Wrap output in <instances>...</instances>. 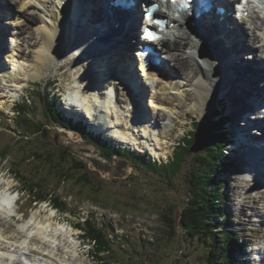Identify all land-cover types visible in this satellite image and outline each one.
<instances>
[{
	"label": "rangeland",
	"instance_id": "rangeland-1",
	"mask_svg": "<svg viewBox=\"0 0 264 264\" xmlns=\"http://www.w3.org/2000/svg\"><path fill=\"white\" fill-rule=\"evenodd\" d=\"M3 1L8 5L15 4L13 0ZM52 1L47 0L42 4L35 5L24 17L19 16L18 7L10 15L4 16L6 12L0 13V20L4 16V22L0 23V26L9 28L3 38L4 40L9 38V41L8 39L5 41L7 51L5 50L3 53H1L3 39L0 38V189L6 190L5 183H10L11 187L19 189L18 193L10 194L11 197H17V194L20 197L16 205V209L20 213L18 212L19 214L13 218L4 214L3 231L7 234L15 233L13 230L19 231L21 233L19 239L22 242L20 244L26 243L29 249L35 246L30 242L33 237V240L40 241V247H43L41 250H45L44 248H48L49 245L55 246L53 253L56 257L52 260L54 264H69L65 261H69L70 264H205V254L210 248L209 238L205 242L196 237L192 239L179 221L183 211L192 202L189 200L192 199L193 189H195V186H192L195 179L191 172L195 171L193 170L196 165L195 156L201 153L198 141L195 140L192 144L189 142L192 137L191 132L195 128L193 122L203 123L206 117L208 119L210 111L207 108L205 110L207 113L201 116L200 110L195 108L193 102L185 100V106H180L181 103L175 102L172 94V96L168 94L172 99L168 95L167 98H163V95L159 96L167 102L166 106L160 105L159 102L150 99V95H155L154 91L156 90L150 86L147 87L149 94L145 95L140 104L142 109L145 108L148 111L143 110L147 117L146 120H149L148 123H150L147 125L150 126L154 122L151 115L155 117L166 114L167 119L164 121L173 122L170 132L167 129L168 134H166V127L163 124L165 133L162 129L159 131L153 129L154 125L152 130H148L149 127L144 124L140 129L139 122L142 119H138V122L131 125V117L134 114L131 111H125L123 107L126 104L125 94L119 89L123 100L119 101V108H116L120 109V112L115 114L117 110L113 103L112 107H109V112L117 118L115 123L123 126L122 132L119 130V133L125 138H118V135L107 137L113 136L110 141L112 146H120V143H123L126 146L122 145V147L130 150L117 152L111 157L103 156L101 147L85 138L76 128L75 130L67 129L61 125V122H56L50 111L51 104L49 105L45 101L54 98V84L59 88L60 84L63 87L67 84L64 83L65 76H60L52 85L53 87L49 82L52 77L62 72L59 71V66L67 62V54L71 46L64 39V43L61 41L62 43L58 45L59 52L53 54L52 50H48L52 52L51 59L44 60V63H42L43 58H40L41 62L37 61L38 57L35 60V51L41 46V43H38L40 34L45 30V22H49L51 19L49 16L51 10H54ZM59 5L58 3L56 5V15L60 12ZM34 15L35 17L38 15L36 22H32L30 18ZM93 15L94 13H92L91 19H94ZM91 19L90 21H92ZM23 23L27 25L22 27ZM68 36L72 35L68 33L66 37ZM248 40L250 39L247 38L246 41L248 42ZM8 43L12 47L11 49H8ZM243 45H246L245 41H243ZM36 47L38 48L35 49ZM56 55L59 57L55 60ZM227 57L228 54H225V59ZM129 61L132 63L131 60ZM20 62L23 63V67L31 63L32 65L37 64L38 67L41 63L42 66L38 68L42 73L41 79L25 80V75L32 73V69L27 66L19 70L18 75H15L17 74L15 70V73L12 74L16 66L19 68ZM48 62L50 63L48 64ZM76 63L77 61L74 65ZM74 65L71 66L70 72L68 71L69 76L74 73L73 80L79 84L77 76L82 73L81 71L74 72ZM81 68L85 69L79 67L80 70H82ZM180 68L181 66L177 68V71ZM229 68L232 67L229 65ZM36 71L35 68L34 72ZM185 71V69L182 70V72ZM4 72L6 74L10 72V77H4ZM96 73L99 78H106L102 74L99 75V70ZM92 81H94V77H92ZM23 86L24 89L21 90ZM93 87L92 84L91 90L94 89ZM231 88L233 89L232 86ZM25 99L27 106L21 107L17 116L16 109L11 110V105L22 103ZM213 106L214 109H218L223 118L227 117V113L230 116L233 114V109L225 101H223V105ZM57 107V110L61 112H59L61 117L69 118V113L64 111L61 102L57 101ZM226 107L228 108L227 113ZM26 110H29V114ZM188 114L193 118L192 120ZM25 116L35 122L44 123L47 128L46 132L27 128L22 121ZM110 117L112 120L115 119L114 116L110 115ZM71 118H73V122L77 120L75 115ZM229 123L230 121L225 124L226 129ZM234 123L236 122L233 121L230 127ZM85 125L87 133L88 131L95 132L94 134L101 132L97 130L96 125L94 130L89 128L88 124ZM116 126L113 122L112 129H119ZM254 128L257 131L258 128L256 126ZM152 131H156V134L162 132L157 135L159 141L162 142L160 144L162 148L156 144V141L154 144H152L153 141H148L146 135H152ZM106 132L100 133L103 138H105ZM155 133L152 135L153 138ZM184 139L185 141L180 144L179 149L174 150L177 145L174 142ZM233 139L235 140L234 135ZM146 148H149L153 155L154 152H163L162 158L155 161L148 154L141 155L146 162L140 157L132 158V154L140 156ZM185 151L189 153L185 155ZM177 158L180 159L177 161ZM225 159L227 158L223 156L221 163L219 158L214 161L212 177L215 182L209 184L210 190L219 192L215 213L217 216L210 219L211 222L219 224L218 237L214 242L223 247L226 240H229L231 250L225 251L230 259L226 262L227 264H264V194L262 199L259 192L254 194L252 189L254 184L241 177V170L238 169L236 172L235 169L232 170V165H230L234 162L231 161L232 158L230 164ZM239 160L243 161L241 157ZM150 162L157 164L152 165ZM161 164L164 168L160 167ZM220 164L223 166L221 170ZM236 184H239L241 189H237ZM245 188L250 189L245 191L249 195L242 193ZM248 196L256 198V203H254L255 201L251 202L250 198H247ZM2 212L4 213V211ZM163 214L175 216L174 229L169 227ZM47 215L53 218L50 223V226H53L47 232L46 241L42 236H38L36 231L40 229L41 225L48 224L45 221ZM25 217L27 220L22 222L19 220ZM93 224L102 229V234L106 235L107 239L100 240V236L95 237L94 234L89 236V233L85 232L87 226ZM59 227L62 229L57 230ZM69 229H72L71 233ZM94 237L100 246L94 242ZM7 241L10 239H1L0 243L5 245ZM107 241L108 243H106ZM28 248H16L13 251L18 250L15 260H18L21 254L25 253L24 251H28ZM41 250L39 249V251ZM26 261L30 260L26 259ZM37 262L38 258L29 263L38 264ZM1 263L5 262L0 257Z\"/></svg>",
	"mask_w": 264,
	"mask_h": 264
},
{
	"label": "bare ground",
	"instance_id": "bare-ground-1",
	"mask_svg": "<svg viewBox=\"0 0 264 264\" xmlns=\"http://www.w3.org/2000/svg\"><path fill=\"white\" fill-rule=\"evenodd\" d=\"M13 1L18 6V9L22 12V14H19L21 17H24V15H26V13H29V9L33 7V6L31 7L30 5H34V3L35 4H42V3L46 2V0H13ZM63 1L66 3V5L72 3V0H61L60 1V5H59L60 12H59L58 15H55V14L57 12V10H56L57 6L56 5H57V3L59 4V0H53L52 1V5L54 7V10H51V12L49 14V16H52V20L50 19L51 20L50 23L49 22H45L46 27L44 28L45 30L43 31V33L40 34V41L38 43H41L44 40L45 42L48 43L49 46L56 47L57 43H59V44H61L62 42L64 43V39H65V42H68L67 39H66L67 38L66 34L68 35V33L66 31L65 32L63 31V32L60 33V31H59V25H61V23H63L66 20L65 14H64L65 13L64 12V8L65 7L64 8L62 7ZM96 1L97 0H91L90 1V5H94V3ZM214 1L217 4V6H223L225 8V10L226 9L229 10L230 4L228 2H222L221 0H214ZM257 1H261L262 2V0H257ZM261 5H262V7H261V16H258V17L255 16L253 18H248V17H245L244 15L241 16V20L244 22L245 26H242L240 24L238 25V23L235 24L232 21V19H231L232 16L229 17L230 15H227V14L224 15L225 21L227 23H223V25L219 26L220 27L219 29H221L222 32L220 33V35L216 34V37H214L215 41L218 40V39H222L220 37H224V39L221 40V43L219 45L220 48L217 49L218 53L221 56H223L224 59H225V54L229 55L230 52H233L235 55H241L243 49L247 47L246 39L249 38L250 39V43L253 44V46L251 47L248 44L250 46V47H248V49L251 50L252 53L257 57V59L255 60L256 66H259L258 63H260V62L264 66V63H263L264 62V1L261 3ZM76 7L77 8L79 7L78 3L76 4ZM66 8H68V7L66 6ZM231 9L232 8H230V10ZM13 11H15V9L13 8L12 5H7L5 2L0 0V13L1 12H2V14L4 12L11 13ZM92 13H94L93 16L95 18L96 17L95 11H92ZM92 13H91V15H92ZM91 15H90V17H91ZM36 16L38 17V15H36ZM3 17L4 16H2V18L0 20V23L4 22L3 21ZM37 17H35V15H34V17H30L31 21L32 22H36L38 20ZM209 17L210 18L219 19V16L216 14V12L213 11V13H211V14L209 13L208 15H205V16H203L202 18H200L198 20L202 22V21H204L205 19H207ZM54 18H55V21H54ZM236 19L238 20L237 16H236ZM75 21L76 20H71V22H70V24L68 26V28L70 30L69 33L72 36L75 34L74 33L75 32L74 31V22ZM209 21H211V20H209ZM170 22H174L175 23V20L170 19ZM90 23H93V22L89 21L88 24H90ZM188 23H189L188 19H186V18H184V22H182V21L179 22L180 27H182V30L180 32L179 28H177L176 30L178 32L176 34H172L171 37L175 38V40L173 42H171L169 38H165L160 43L161 51H164V54H165L163 56V58H162V59H164L166 61L165 67H167L168 64L171 65V69L172 70L169 71L168 73L169 74L170 73H175L176 75H180L182 78H184V79H181V82L172 83V87H170L172 91L170 93L173 95L172 97L177 102L179 101L181 103L180 106H185V100L193 102L192 104H194L195 108L200 110L201 116L204 115L205 113H207L205 111L207 108L210 111V113H209V116H210L212 114V110L214 109L213 105H223V101H225V103H227L229 105V107L233 109V114H231L232 116H230L229 113H227V111H226V110H228V108L226 107L225 111L227 113L226 114L227 117L226 118L224 117V122L227 119L230 121V123L227 126V130H229L231 132L230 139H233V135H234V138L236 139L234 130H235V126H237L239 124V121L241 119V113H240L241 109L237 108V103L239 102L241 97L244 96V92L241 91L239 89V87L237 86V80L234 78L233 68H229V65H227L226 68L224 69V74L222 75L220 73V68H219L220 58H219V56H218L216 51L213 53V55H210L208 53V54H204V56L200 57V58H197L196 53H194V54L192 53V49L196 46V44L198 42V40L196 39L198 37L197 36L198 34H197V32L195 30H193V29L190 30V28L188 26ZM12 24H14V23L12 22ZM86 24L87 23H84V25H82V27L86 28L88 26ZM26 25L27 24L23 23L22 27H24ZM228 26L229 27L232 26V29H230V28L229 29H225ZM22 27L20 26V29ZM186 27H188L187 31L185 30ZM125 28H127V27L125 26L123 29H125ZM100 29L102 30L103 27H100ZM6 30H8V28H5V26H0V38L1 39H3L4 36L6 35L4 33ZM40 30H42V29H40ZM84 33H86V32H84ZM63 36H64V38H63ZM76 36H77V34L74 35V37H76ZM209 37L212 38L213 37L212 34ZM13 38H14V36H13ZM62 39H63V41L61 42ZM77 39H78V37H76V42H77ZM235 40L239 41V44H237V42ZM243 41H245L246 45H243ZM14 42H16V41H14ZM38 43H36V44H38ZM88 43H89V41L85 40L83 44H88ZM137 43H141V44L143 43V36L142 35L140 36L139 33H137L135 31V29H130V27H129L127 29L126 33H125V41H122V42L120 41L117 44V46H119L120 44L124 46V52L121 49L122 53H123L122 55H124V58H122V61H126V62L130 63L129 60H131V62L134 63V58H136V55L134 53L131 55V52H132V49L134 50V48H135L134 45L137 44ZM92 44L95 45V47L97 49L100 46V45H97L96 43H92ZM37 48L38 47H36L35 49H37ZM35 49H34V51H35ZM38 49H37V51H35V53H36V59L35 60H37V57H38L37 61H39L40 58H43L42 63L45 62L44 60H46V61L49 60L48 58H50L52 52L54 54L55 52L58 51L57 48H53V51L51 52V51H48L47 48L44 49V47H42V46H39ZM75 53H76V51H75ZM75 53H74V51H72L70 53V55L75 56ZM234 54H232L231 56H234ZM111 57L113 58L114 56H111ZM111 57L109 56L108 59H110ZM76 58H78V57H76ZM203 61L207 65L204 66L202 64ZM39 62H41V61H39ZM19 65H20L19 68L16 66L15 69H13L12 74H13V72L15 70V71H17L16 72L17 74H15V75H18L19 74L18 71L21 70L22 68H24L25 66H27V67H30L32 69V73H27L25 75V77H24L25 80H28V81L32 80L33 81V79H35V78L41 79L40 77L42 76V73L38 69V68H40L42 66L41 63H39L38 67H37V64L36 65H32V63L31 64H26L23 67V63L20 62ZM192 65H193V67H192ZM88 66H89V64L87 65V67L84 70H83V68H81L82 69V72H81L82 75L79 74L77 76L78 79H79V82H80V80L82 78L86 77L87 72H88V70H87ZM129 66H130V64H129ZM175 66H178L177 68H179V66H181V68L178 69V71H177V68ZM35 68L37 69L36 72H34ZM61 69H63V70L68 72L70 70V65L62 63V65L59 66V71H61ZM183 69H185L186 71L182 72ZM100 70H102V69H100ZM23 72H24V70H23ZM143 72H144V74H146L145 71H143ZM136 74H140V72L137 70ZM14 78L15 77H13V79ZM135 78L138 81L140 80L138 82L139 85L141 83L143 84V82L141 81V78L136 77V76H135ZM182 80L186 81V83L183 84L184 81H182ZM258 83H260L261 90H262L263 82H258ZM258 83H256V84H258ZM103 86H104V84H103ZM231 86L233 87V89L231 88ZM248 87H249V85H248ZM140 88H141L140 94L142 96L148 94L147 93V86H144V84H143L142 87L140 86ZM260 93H261V91H260ZM118 95H119V92H117V90H116V92L113 95V97H114L116 102L119 101V100L121 101V98ZM154 97L156 98V100H160V102H163V105L167 104V102H165V100H162L161 98H159L158 95H154ZM160 97H161V95H160ZM68 98L73 103L78 104L80 109L84 113H86L88 116L91 117L90 121L94 120L92 123L95 124L98 127L97 130H99L101 132L102 131L106 132L108 129H110V131H107L108 133L106 132V134H104L105 137L110 136V135H118V138H122V139L125 138L124 135L119 133V130H121L120 127H119V129H112L113 122H114L115 125H117L118 123H115V122H117V119L112 120V118L110 117L109 104H107V103L105 104L106 96H103L104 99H102L100 104L97 105L98 109H96L93 112L94 114H96L97 117H94V114L88 108V107H90L88 104L86 105L84 102H80L79 101V98H80L79 91H75L71 87H69ZM151 99H153V98L151 97ZM139 101L138 102L141 103L142 100H139ZM102 109H104L103 110L104 113H101ZM129 109L131 110V108H129ZM158 109L160 110L161 108H158ZM171 111H172V109H171ZM144 113L145 112L143 111V116H145ZM249 113L250 112H247L246 115H249ZM189 116L190 115L188 114V117ZM131 118H132L131 119L132 121L135 120V119L138 121V118H136L135 116H133ZM172 118H175V117L172 116ZM189 118L191 120L193 119L192 117H189ZM166 119H167V115L166 114H161L159 117L155 116L154 121L156 122V125L158 126L159 130H161V129L163 130V133H165L164 132V129H165L164 127H166V134H168L170 132V127L172 126V122L173 121H164ZM251 119L252 118H250L248 120H251ZM233 121L236 122V123H234L231 126L232 127L231 128L230 125H231V123H233ZM252 122L253 121L250 122V126L252 125ZM153 123H151V124H153ZM200 123L201 122H199V121L198 122L197 121L193 122L195 128L191 132L192 135L196 134V132H198L201 127H203V126H205L207 124V117L205 118V121L203 123H201V124ZM162 124L164 125V127H162ZM167 126H169V128H167ZM149 127L150 128H147V129L148 130H152L153 125H150ZM91 128L94 129L95 127H91ZM141 128H142V125H141L140 129ZM153 129H155V128H153ZM167 129H169V132L167 131ZM121 132H122V130H121ZM140 132H142V131H140ZM155 132L156 131H154L153 133H155ZM153 133H152V135H153ZM161 133H162L161 131L158 132V134H161ZM255 133H258L257 135H259L262 132L261 131L253 132V134H255ZM158 134L155 133V137L154 138L152 137L151 134L150 135H146V137L148 138V141L149 140L153 141L152 144H154L155 141H156V144L161 147L160 144L162 142L159 141V138H158L159 136L157 137ZM137 136H139V135H137ZM151 138H153V140H151ZM251 138L254 140V142H256V144H260V141H258L259 140L258 138L256 139L253 136ZM252 139H250L248 137V141L249 142ZM236 140H238V139H236ZM184 141H185V139L183 141H179V142L182 143ZM138 143H141V142H138ZM232 145H233V143L229 144L230 147ZM229 149L230 150H228V151L231 152V156H232L233 155L232 154V150H231V148H229ZM262 152H264V147L262 149ZM162 154H163V152H154V156L155 157H161ZM249 169H251V167H249ZM5 184L7 185L6 186V190L5 189H2V190L0 189V237H1L0 239H10V241H7V244H5V245H2L0 243V257H1V259L10 258L11 260H15L17 255H13V254H17L18 250L16 252H14V253L11 252V251H15L16 248L20 249V247H26V248H28V247H27L26 243L20 244L22 242L19 239V236H21V233L19 231L13 230V231H15V233L14 232H9L8 234L3 231V227H4L3 223L5 222L4 221V219H5L4 214H7L9 216H11V215L14 216V214L19 212V210L16 209V205L17 204L13 205L15 197L12 198L11 195L9 194V192L7 191L9 188L13 189L15 187H11L10 183L9 184L5 183ZM244 194L245 195H249L248 192H244ZM263 194H264V192H262V194H261V199L263 198ZM247 198H250L251 202L255 201L254 203H256V201H257L256 198H253V196H248ZM51 209H53V208H51ZM2 211H4V213ZM31 219H33V218L31 217ZM51 219H53V218L50 215H47L45 217V221H47L48 224L47 225L43 224V226L41 225L39 227L40 229L38 231H36L38 233L37 235L38 236L39 235L42 236L44 240L47 239V236H48L47 232H48V230H50L49 228L53 226V225L50 226V223L52 222ZM19 220L21 221V219H19ZM59 229H62V227L61 228L60 227L57 228V230H59ZM71 230L72 229H69L70 233H71ZM30 234H31V232H30ZM33 239H34V237L32 238V240ZM32 240L31 241L29 240V241L32 242L33 245H35V246L37 245L38 250H36L37 248H35V246L34 247H30V249L28 248V251H24L25 253L21 254V256L18 258V260L14 261L12 264H20L18 262L23 258V256L25 257L24 258V261H25L24 264H30L29 263L30 261L28 262V261H26V259H29V258H31L33 256L34 257L35 256H41L43 258H46V261L49 262L47 264H54V262L51 261V260H53V258L56 257L54 255V253H53V251H54L53 249H55L54 248L55 246L51 247V245H49L48 248L47 247L44 248L45 250H41V248H43V247H40V245H41L40 241L36 240V239L33 240V241ZM35 242H36V244H35ZM39 249L41 251H39ZM68 250L70 251V249H68ZM65 262L70 264L69 261H65Z\"/></svg>",
	"mask_w": 264,
	"mask_h": 264
},
{
	"label": "trees",
	"instance_id": "trees-1",
	"mask_svg": "<svg viewBox=\"0 0 264 264\" xmlns=\"http://www.w3.org/2000/svg\"><path fill=\"white\" fill-rule=\"evenodd\" d=\"M45 101L49 105L51 104L48 99H46ZM28 111L29 110H26V112L29 114ZM50 111L52 112L51 114L55 121L61 122V125L65 126V122H62L59 118L56 117L55 110L51 109ZM22 121L25 126H27V128L31 130L36 129L37 131L42 132H46L47 130L44 123L35 122L34 120L30 119V117L25 116L24 118H22ZM221 123H223V121H220V119L211 121L202 132V135L200 137L201 153L198 156H195L196 165L193 169L195 171L191 172L192 177L195 179V181L192 182V186H195V189H193L192 199L189 200L192 202H190V204L183 211V214H181L179 221L180 225L183 227V229L186 230V232L189 236L192 237V239L196 237L199 238V240L205 242V240L209 238L210 248L205 254V264H227L226 262L230 260L229 255L225 254L226 250H231L230 242L227 239L223 247H221V245H217L214 242L215 238L218 237L217 228L219 227V224L211 222L210 220L214 216H217L215 213L219 197V192H214L209 189V184L211 182H215V179L212 177V166L214 161L220 158L221 155H223L222 145L227 140L226 133L222 131ZM81 134L85 138H88L83 131H81ZM94 144L101 147V149L103 150V156L111 157L115 154L109 147L102 146L99 142H94ZM188 153L189 152L185 151V155ZM180 158H177V161ZM75 161L79 162L78 160ZM163 217L165 218L169 227L171 229H174L176 225L174 219L175 216L163 214ZM85 232L89 233V236L90 234H94L95 237L100 236V240H103V238L107 239L106 235L102 234V229L97 228L95 224L87 226ZM95 237L94 242H97V245L100 246ZM108 241L106 243H108Z\"/></svg>",
	"mask_w": 264,
	"mask_h": 264
},
{
	"label": "water",
	"instance_id": "water-1",
	"mask_svg": "<svg viewBox=\"0 0 264 264\" xmlns=\"http://www.w3.org/2000/svg\"><path fill=\"white\" fill-rule=\"evenodd\" d=\"M94 38H95V39H98V38H100V35H99V34H95V35H94ZM95 52H96V51H95Z\"/></svg>",
	"mask_w": 264,
	"mask_h": 264
},
{
	"label": "snow or ice",
	"instance_id": "snow-or-ice-1",
	"mask_svg": "<svg viewBox=\"0 0 264 264\" xmlns=\"http://www.w3.org/2000/svg\"><path fill=\"white\" fill-rule=\"evenodd\" d=\"M146 35L149 37V38H151V33L149 32V33H146Z\"/></svg>",
	"mask_w": 264,
	"mask_h": 264
}]
</instances>
